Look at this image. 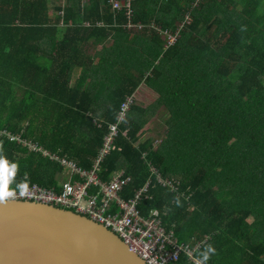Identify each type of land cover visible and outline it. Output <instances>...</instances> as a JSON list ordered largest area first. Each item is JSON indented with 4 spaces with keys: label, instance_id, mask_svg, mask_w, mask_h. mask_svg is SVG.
Here are the masks:
<instances>
[{
    "label": "trees",
    "instance_id": "1",
    "mask_svg": "<svg viewBox=\"0 0 264 264\" xmlns=\"http://www.w3.org/2000/svg\"><path fill=\"white\" fill-rule=\"evenodd\" d=\"M60 1L0 0V153L16 180L60 192L59 174L78 178L61 160L91 169L121 103L146 87L154 98L131 107L101 179L124 170L125 199L150 181L142 215L202 242L205 264H264V0H135L134 20L163 29L190 13L168 49L155 29L127 31L109 0ZM90 41L101 48L88 56Z\"/></svg>",
    "mask_w": 264,
    "mask_h": 264
},
{
    "label": "built area",
    "instance_id": "2",
    "mask_svg": "<svg viewBox=\"0 0 264 264\" xmlns=\"http://www.w3.org/2000/svg\"><path fill=\"white\" fill-rule=\"evenodd\" d=\"M109 1L114 10L125 9L128 21L123 27L127 31L135 33L147 27L155 29L163 37L166 49L175 45L181 30L190 21V13H187L175 30L163 29L155 23L144 24L134 20L135 0ZM136 103L138 101L135 94L127 96L121 103L117 119L111 123L109 133L104 137L103 146L91 169L78 167L74 162L62 159L61 163L75 172L77 179L63 183L60 192L27 181V190L23 194L16 193L10 199L33 200L63 206L88 215L115 231L147 264H174L182 255L188 256L189 264H205L202 259L195 256L202 242L195 244L179 242L173 230L168 231L163 227L160 212L157 210H153L147 217L141 215L138 205L146 196L150 181L138 189L132 197L125 199L121 196V192L130 183L131 176L124 170H119L113 174L110 181L105 182L100 177L101 163L113 149L119 127L126 121L128 112ZM2 132L11 136V139H16L8 131ZM160 142L159 137L154 138V147H157ZM157 179L163 185H175L171 179H163L160 176ZM92 188H98V190L91 192Z\"/></svg>",
    "mask_w": 264,
    "mask_h": 264
},
{
    "label": "water",
    "instance_id": "3",
    "mask_svg": "<svg viewBox=\"0 0 264 264\" xmlns=\"http://www.w3.org/2000/svg\"><path fill=\"white\" fill-rule=\"evenodd\" d=\"M0 264H147L90 217L19 199L0 203Z\"/></svg>",
    "mask_w": 264,
    "mask_h": 264
},
{
    "label": "clouds",
    "instance_id": "4",
    "mask_svg": "<svg viewBox=\"0 0 264 264\" xmlns=\"http://www.w3.org/2000/svg\"><path fill=\"white\" fill-rule=\"evenodd\" d=\"M17 171L18 164L0 153V203L14 197L16 193L23 194L27 190L28 182L26 179L16 180ZM208 251H212V249H208ZM202 255L203 260L207 261L209 258L207 252Z\"/></svg>",
    "mask_w": 264,
    "mask_h": 264
},
{
    "label": "rangeland",
    "instance_id": "5",
    "mask_svg": "<svg viewBox=\"0 0 264 264\" xmlns=\"http://www.w3.org/2000/svg\"><path fill=\"white\" fill-rule=\"evenodd\" d=\"M137 101L141 104H148L153 100L154 95L145 87L140 89L137 93ZM148 133L145 134L146 138H156L160 135H163L166 130V124L163 118L154 119L148 126ZM68 170L66 169L63 175H67Z\"/></svg>",
    "mask_w": 264,
    "mask_h": 264
},
{
    "label": "crops",
    "instance_id": "6",
    "mask_svg": "<svg viewBox=\"0 0 264 264\" xmlns=\"http://www.w3.org/2000/svg\"><path fill=\"white\" fill-rule=\"evenodd\" d=\"M50 1H51L50 2V8L53 10V9L56 8V6L58 5V3H59L60 0H50ZM60 3L63 4L62 0L60 1ZM100 48H101V46H99V45H95L94 46V43L92 41H90V42L87 43V46L85 47V51L84 52L86 53V55L91 56V55H95V53ZM78 74H79V71L76 72L75 78H77ZM143 88L144 87H141L140 89H143ZM72 177H73V175H71L70 173L67 174V175L59 174V176H58V180H59L58 181V184H61L64 180L69 179V178H72ZM75 178H76V176H75Z\"/></svg>",
    "mask_w": 264,
    "mask_h": 264
},
{
    "label": "bare ground",
    "instance_id": "7",
    "mask_svg": "<svg viewBox=\"0 0 264 264\" xmlns=\"http://www.w3.org/2000/svg\"><path fill=\"white\" fill-rule=\"evenodd\" d=\"M69 180H71V179H67V180H65V181H63L62 182V184H61V186H63V183H65V182H67V181H69ZM170 186V185H169ZM171 187H174V186H171ZM62 190V189H61ZM92 190V189H91ZM29 201H33V200H29ZM142 201V200H141ZM141 201H140V203H141ZM139 203V204H140ZM55 206H57V205H55ZM58 207H61V208H64V209H68V210H71V211H74V212H77L76 210H74V209H72V208H67V207H63V206H58ZM138 209H139V205H138ZM155 210V209H154ZM139 211H140V209H139ZM153 210H151L150 211V213L152 212ZM77 213H79V212H77ZM140 213H141V211H140ZM149 213V214H150ZM81 214V213H80ZM83 215H85V214H83ZM141 215H142V213H141ZM86 216H88V215H86ZM143 216V215H142ZM89 217V216H88ZM145 217V216H144ZM92 219V218H91ZM101 224V223H100ZM103 225V224H102ZM103 226H105V225H103ZM106 227V226H105ZM106 228H108V227H106ZM108 229H110L111 231H113L111 228H108ZM115 234H117L115 231H113ZM118 235V234H117ZM119 236V235H118ZM120 237V236H119ZM121 238V237H120ZM122 239V238H121ZM123 240V239H122ZM124 241V240H123Z\"/></svg>",
    "mask_w": 264,
    "mask_h": 264
}]
</instances>
